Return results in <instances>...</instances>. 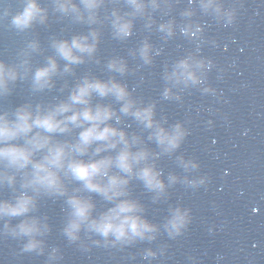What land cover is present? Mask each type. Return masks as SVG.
I'll use <instances>...</instances> for the list:
<instances>
[{
	"label": "clouds",
	"instance_id": "9594fccd",
	"mask_svg": "<svg viewBox=\"0 0 264 264\" xmlns=\"http://www.w3.org/2000/svg\"><path fill=\"white\" fill-rule=\"evenodd\" d=\"M50 11L57 19L67 18L87 29L52 35L51 51L35 66L32 54L44 51L38 39L26 43L18 62L0 60V95H6L17 79H30L34 93L51 91L62 81L58 95L46 102L26 101L0 111V185L13 190L11 199H0V218H20L15 225L6 219L5 232L27 237L23 250L42 252L40 237L49 225L46 217L30 213L41 196H48L63 198L61 230L69 242L79 241L84 250L89 241L121 248L151 243L161 228L169 237L180 234L187 224V209L170 206L164 222L155 223L145 216V204L133 187L136 182L156 203L175 183L198 182L172 171L165 176L158 161L176 152L187 129L182 121L169 123L166 116L158 115L157 99L138 95L125 79L143 66H152L162 46L145 35L127 49V56H109L102 75L91 71L77 75L76 69L100 63L97 52L103 26L114 40L125 42L140 21L143 29L158 34L165 43L179 35L195 46L163 63L161 100L180 101L186 89L197 86L203 92L213 91L206 84L212 62L198 54L204 42L202 18L231 22L234 10L222 0H187L183 6L179 0H113L110 5L107 0H23L10 24L20 32L46 25ZM129 57L138 62L130 66ZM67 77H72L70 83ZM175 159L184 170L198 166L183 154ZM55 253L53 248L50 259ZM141 255L155 258L157 250L145 247Z\"/></svg>",
	"mask_w": 264,
	"mask_h": 264
},
{
	"label": "water",
	"instance_id": "95a60500",
	"mask_svg": "<svg viewBox=\"0 0 264 264\" xmlns=\"http://www.w3.org/2000/svg\"><path fill=\"white\" fill-rule=\"evenodd\" d=\"M107 2L110 5L113 0ZM186 2L179 0L180 6ZM222 2L234 10L233 19L217 21L204 16V42L198 53L212 62L206 84L213 91L203 92L197 86L186 89L180 101L161 100L163 63L195 46L179 35L165 43L158 34L143 29L140 21L135 22L134 33L125 42L114 40L103 26L97 52L100 63L89 62L76 69L77 75L84 71L102 75L109 56H127V49L145 35L162 46L152 66H143L125 79L138 95L157 99L158 115L166 116L169 123L182 121L187 129L176 152L158 161L165 176L172 171L198 182H177L156 203L136 182L133 187L134 194L145 204V216L155 223L164 222L170 206L187 209V224L180 234L169 237L161 228L151 243L143 241L121 248L89 241V248L84 250L79 241L69 242L61 230L65 216L63 198L41 196L30 215L46 217L49 225L48 232L40 237L43 251H25L27 237L5 232L4 221L15 225L19 217L0 218V264H264V0ZM22 4L23 0H0V60L6 63L18 62V53L26 43L38 39L44 51L32 54L31 63L35 66L51 51L48 41L52 35L87 29V25L67 18L57 19L50 11L46 25L20 32L10 20ZM137 62L129 57L130 66ZM67 79L70 83L72 77ZM61 82L58 80L51 91L34 93L30 79H17L6 95H0V111H10L26 101L46 102L58 95ZM179 154L198 166L188 170L179 167L175 159ZM18 182L19 177L17 188ZM12 195V188L0 185V199H11ZM81 236L84 238L83 232ZM145 247L157 250L156 257L143 258ZM53 248L55 258L50 259Z\"/></svg>",
	"mask_w": 264,
	"mask_h": 264
}]
</instances>
